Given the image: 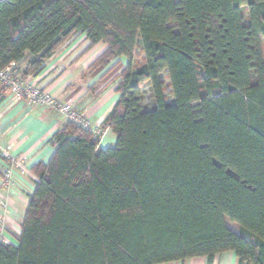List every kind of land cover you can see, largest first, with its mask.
<instances>
[{"label": "trees", "instance_id": "trees-1", "mask_svg": "<svg viewBox=\"0 0 264 264\" xmlns=\"http://www.w3.org/2000/svg\"><path fill=\"white\" fill-rule=\"evenodd\" d=\"M81 33L107 46L88 72L118 79L117 142L54 134L0 264H264V0H7L0 69L37 75Z\"/></svg>", "mask_w": 264, "mask_h": 264}, {"label": "crops", "instance_id": "crops-1", "mask_svg": "<svg viewBox=\"0 0 264 264\" xmlns=\"http://www.w3.org/2000/svg\"><path fill=\"white\" fill-rule=\"evenodd\" d=\"M106 48L105 44L91 47L85 33L75 35L45 62L39 74L31 77L57 100L73 103L90 119L92 129L100 128L102 148L117 142L112 130L103 129L102 124L120 98L116 91L118 79L116 73L103 77L108 68L92 74L88 68ZM122 61L127 63L125 58ZM66 123V117L57 110L32 107L26 99L14 97L10 87L0 84V225L9 243L18 242L30 197L36 188L38 177L33 167L49 162L56 149L51 139ZM3 153L21 161V166L13 170V185L9 188L2 184L6 167ZM161 264H239V259L234 251H225L217 254L212 263L206 256H199Z\"/></svg>", "mask_w": 264, "mask_h": 264}, {"label": "built area", "instance_id": "built-area-1", "mask_svg": "<svg viewBox=\"0 0 264 264\" xmlns=\"http://www.w3.org/2000/svg\"><path fill=\"white\" fill-rule=\"evenodd\" d=\"M15 64L13 63L5 69H0V84L10 87L13 96L19 99H26L28 104L32 107L40 108H53L59 113L64 115L67 121H73L84 128H91L90 119L81 112L73 103H63L55 98L53 94L46 92L37 85L29 75L27 78H21L15 71ZM100 137L102 136V130L100 128L93 129ZM6 158V167L2 172V184L9 188L13 185V170L17 166H21V161L8 155L2 154ZM3 227L0 225V242L9 243L3 237Z\"/></svg>", "mask_w": 264, "mask_h": 264}, {"label": "rangeland", "instance_id": "rangeland-1", "mask_svg": "<svg viewBox=\"0 0 264 264\" xmlns=\"http://www.w3.org/2000/svg\"><path fill=\"white\" fill-rule=\"evenodd\" d=\"M263 39V50H264V37L262 38ZM163 77L166 79V81L168 82V77H167V74L164 73L163 74ZM151 100V97L150 95H147L146 99H145V103H148L150 102ZM172 100V96L169 97V101ZM226 221H227V224L230 228H232L233 230H235L236 232H239V225L236 223V222H232L230 221L228 218H226Z\"/></svg>", "mask_w": 264, "mask_h": 264}, {"label": "water", "instance_id": "water-1", "mask_svg": "<svg viewBox=\"0 0 264 264\" xmlns=\"http://www.w3.org/2000/svg\"><path fill=\"white\" fill-rule=\"evenodd\" d=\"M4 1H7V0H0V3L4 2Z\"/></svg>", "mask_w": 264, "mask_h": 264}]
</instances>
